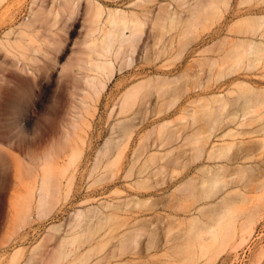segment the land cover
Listing matches in <instances>:
<instances>
[{
    "label": "rangeland",
    "instance_id": "1",
    "mask_svg": "<svg viewBox=\"0 0 264 264\" xmlns=\"http://www.w3.org/2000/svg\"><path fill=\"white\" fill-rule=\"evenodd\" d=\"M2 1L0 264H10V258L18 248L22 249V254L15 264H40L44 252L46 255L53 253L55 238L64 229L70 232L85 231L89 229L88 218L100 217L97 216L98 212H101L99 215L112 213L114 206L117 215L114 222L104 221L103 229L98 225L91 233L87 231L76 236L77 244L71 247L78 248V255L94 245L92 241L95 240L99 241L97 249L95 247L88 256H70L68 260H76L77 264H235L239 251L264 221V120L254 118L246 121L244 126H239L236 121L232 122L233 117L228 116L239 109L238 105H228L226 110L221 111L217 110L220 104L211 100L218 95H226L231 88L237 89L236 84L240 82L264 90V59L252 69L241 67L233 73L229 69L233 62L228 60L234 46L240 40L250 38L249 34L240 33L244 28L239 26V20L247 15H264V0H245L242 6H239L241 0H232L220 20L210 26H198L189 37L183 36L186 26L175 30L156 26L154 30L151 29L155 7L150 5L148 8L152 12L144 15L134 5L140 0H71L64 7L59 4L64 3V0ZM96 5H101L105 10L112 8L125 10L129 14L135 12L147 24L131 45H114L113 50L120 49V56H110L114 68L112 80L98 101L91 127L84 125V131L80 133L82 139L76 138L70 142L64 139L62 128L68 119L66 110L69 111V105L74 100L72 89L76 85L82 86L81 76L86 73L79 66L81 60L89 58V54L96 56L95 51L88 47L90 41L103 39V33H93L94 26L90 22L89 8L95 9ZM31 8L39 14L40 20L29 28L23 23L31 19ZM187 20L188 13L182 14V25ZM17 58L19 60L16 61ZM20 61L26 65V71L17 68ZM213 61L216 64L210 77L209 64ZM158 76L175 80L169 83L170 87L159 82L157 84L156 81L149 83L153 87L160 85L159 92L157 94V89L148 85L149 88L145 90L149 94L146 110L134 115L135 122L144 120L143 124L128 141L124 133L127 123L123 122L126 114H117L121 101L143 81ZM230 97L237 98L238 94L234 93ZM136 110L137 105L129 113L133 114ZM258 111L264 115V108ZM218 117L222 122L214 124L217 128L213 132L212 120ZM164 124L169 126L165 132L159 133ZM231 130L235 136L230 132L232 136L219 138ZM198 137L199 143H206L205 152L200 157L197 152L202 144L195 142ZM82 140L85 141L84 154L74 173L71 195L61 201L49 217L38 219L33 209V218L23 220L21 213L31 187L35 185V175L42 174L51 152L56 154V169L61 168L66 164V154L71 145L75 142L81 145ZM113 142L117 143L116 146ZM215 142L217 145L233 144L230 161L209 160L208 152ZM126 143L124 153L119 157ZM219 164L229 167L225 171L227 180L240 172L239 167L243 171L248 170L244 169L246 166L252 167V173L251 170L245 172V179L239 176L244 183L241 182L243 186L239 185L238 188L249 198L248 202L241 205L247 213L253 212L257 219L262 218L254 225L247 241L236 251L231 250L230 243L237 239L232 235H229L231 238L228 236L232 241L227 239L230 242H225L230 246L221 243L226 241L224 239L227 236L219 241L222 247L218 241L215 244L212 242L220 246L217 250L214 248L215 251L211 247L212 243H209L211 250L205 252L210 256L207 258L201 254V249V253L197 249L199 243L194 241L196 247L190 248L195 254L198 250L200 257L204 256H197L195 261L194 253H191L192 256L187 253L192 251L189 246L194 240V237L190 239L193 234L190 222L198 214L199 206L206 201L195 202L197 198H192V194L199 192L197 184L204 176L202 169ZM70 176L67 175L63 183ZM141 179L144 182L139 185L137 181ZM194 179L197 184L194 185L195 192H192L184 186ZM247 182L251 184L245 188ZM260 196L263 199L260 200ZM218 200L211 202L216 203ZM236 206L240 207L238 201ZM77 209L86 210L87 218L81 220L84 219L88 226L82 222V225L71 224ZM245 216L252 217L249 213ZM210 217L207 215L202 221L208 223ZM243 217V221L248 219ZM55 225L57 230L51 231L50 228ZM86 241L92 244L88 247ZM183 248L185 250L180 251ZM188 257L190 261H187ZM61 263L64 264L63 261ZM247 264H264V240L250 254Z\"/></svg>",
    "mask_w": 264,
    "mask_h": 264
},
{
    "label": "bare ground",
    "instance_id": "2",
    "mask_svg": "<svg viewBox=\"0 0 264 264\" xmlns=\"http://www.w3.org/2000/svg\"><path fill=\"white\" fill-rule=\"evenodd\" d=\"M0 2H3V1L1 0ZM70 2L71 0H64V3L60 2L59 4L60 6L64 7ZM231 3H232V0H169L168 2H165V0H162V1L161 0H149L146 2L143 0H140L136 2L134 5L140 8L142 10L141 12L144 13V15L152 12V10L151 9L149 10L148 8L150 5H152V7H155L156 13L154 14V17H153V26L151 29L154 30L156 26V27H162L163 29L175 30V29H178L180 26H186L185 28H183L184 29L183 36L189 37V35H191L198 28V26H210L212 23L220 20L224 16L225 11L228 10ZM244 3H245V0H241L239 2V6H242ZM9 11H11V9ZM185 13H188V20L185 22L184 25H182L180 21V17L182 14H185ZM89 14H90L91 25L94 26L93 33L95 32L103 33V39L102 40L94 39L90 41L88 47L89 49L95 51L96 56L89 54V58L87 60H81V66H79L82 70L86 71V73L81 76L80 82L82 86L80 87L76 85L72 89L71 94H72V99L74 98V100L72 101V104L70 103L71 106L69 105L70 107L69 111L68 109L66 110V113H69L67 115L68 119L65 120V124H63L64 128H62L64 129L63 134H62L64 139L70 142H72L76 138L82 139L80 137V133L84 131V125L88 128L91 127V120L95 116L94 113L96 112L98 101L103 91L106 89L108 83L112 80V76H113L112 74H113L114 68H113V59L110 58V56L114 54H116L115 56L117 55L120 56V49L113 50L114 45L116 43L120 44V46L124 43L131 45L132 43L136 41V38L138 37L137 35H139L141 31L142 32L144 31L143 26L147 24L146 21L142 19L141 17H139L137 13L135 12H132L131 14H129L125 10L112 9V8L105 10L101 5H96L95 9L89 8ZM51 16L52 15H50V17ZM30 17L31 19L29 18L26 23L25 22L23 23V25L26 24V26L29 27L31 25H35V23L39 22L40 20L39 14H37L33 10V8L30 9ZM239 22H240L239 26H241V28H244L243 30H240V33L249 34L250 38L247 39L246 41L240 40L234 46L235 49L230 52V57L228 58V60L233 62V64L229 68L232 73L236 72L241 67H247L248 69H252L257 66L258 62L264 59V15L255 16V17L247 15V16H244L241 20H239ZM18 26L20 27L21 25H18ZM235 26H238V24H235ZM23 29L25 30V28ZM22 33H25V32H22ZM20 36H22V34ZM255 37L257 39L259 38V40H256ZM139 39L142 40L141 38ZM145 45H146L145 46L146 48L147 44L145 43ZM17 60L19 59L17 58L16 61ZM214 64H216V62L214 61L209 64L210 77H212L211 74L214 71V66H213ZM17 68L20 71H26V65L23 64L21 61L17 63ZM90 72L93 74H91ZM174 80L175 78L173 80L172 79L170 80L169 78H164V77H159V76L156 78L150 77L146 79L145 81H143L140 85L135 87L133 91H131L130 93H128V95L125 96V98L123 97V100L121 101V104L119 107V112L117 114L118 115L126 114V116H124L123 118V122L127 123L124 126V133L128 141L134 136V134H137L139 132V126L143 124L144 120H139L138 123H136L135 122L136 118H134V115L141 114L146 110L149 94L146 93L145 90L149 88L148 86L150 85L149 83L152 81H156L157 84L159 82L164 86L170 87L169 83L173 82ZM150 87L152 88L153 86L150 85ZM236 87L237 89H234V88L229 89L226 95L224 94L218 95L216 96L217 98L211 100L213 102H218L220 104V107H218L217 110L219 109L221 111L226 110L228 105H231V104L233 106L238 105L239 109H235L234 110L235 112L230 113L228 116H230V118L233 117L232 122L236 121L239 126H244L246 121L253 120L254 118L260 121H263L264 115L261 112L259 113L258 110L260 108H264V90H258L246 82H240L236 84ZM153 88L157 89L156 93L158 94L159 92L158 89L160 88V85L159 86L155 85ZM234 93H237L238 97L234 99H230L231 98L230 96H232ZM211 101H208V102H211ZM136 105L138 106V110H136L133 114H130L129 112L132 111ZM112 110H111V113L113 112ZM127 113L129 114L127 115ZM193 114L191 115L194 117ZM189 117L191 116L189 115ZM194 118H196V116ZM194 118L192 121L195 122L197 118L196 119ZM212 121H213L212 123L213 128L211 124V128H212L211 131L217 128V126H214V124L219 125V123L222 122L220 117L214 118ZM168 126L169 124H164L159 130V133L165 132V129ZM230 132L233 133V131L231 130L228 133L224 134L223 136H219V138H224L226 136H232ZM111 133L113 132L111 131ZM191 138L193 137L191 136ZM196 139L198 140L196 141L194 139L193 140L197 142L198 144L200 139L199 137ZM201 142L202 141H200L199 145L202 144V146H200V148L198 149L199 152H197V156L199 153V157L200 155L201 156L203 155L206 149V143H201ZM84 143L85 141L82 140L81 145H79L76 142L73 145H71L70 149L67 151V154H66V158H67L66 164L62 166L61 168L56 169L57 161L54 162V160L56 159L54 158V156L56 154L51 152L45 164V167H43L42 174L35 175V181H34L35 185L31 187L30 194H28L26 198L25 206L23 208L22 213L20 211L21 216L24 218L23 220H30L33 218V214H31L33 209L34 211H36V215L38 219H45L49 217L50 215H52L55 212V210H57V206L60 204L61 201L68 199L72 191L74 173L76 172L77 166L79 165L83 157V154H84V149H83ZM113 143L116 146L117 143L116 144L115 142ZM126 145L127 143L125 144V146L122 147L123 149L119 152V157L123 155ZM232 145L233 144H227V143L217 145L216 142L213 143L212 146L210 147V151L208 152L209 160H212V161L221 160L222 162L230 161L231 160L230 154L233 148ZM106 147L108 148V145ZM198 147L199 146L196 147V150ZM103 149L106 150L105 148ZM219 165L218 166H209V165L205 166L204 169H202L204 170L203 171L204 176L202 180L198 182L199 184H197V181L194 179L196 181L195 184H194V180H191L188 183H186V186H184L185 188L188 187V190L195 192L194 185L195 186L196 184L199 185V192L192 194L193 195L192 198L198 199V200L196 199L195 202L203 203L204 201H206L199 206V208L197 209L198 214L193 216L191 219L190 231L193 234H191L190 239L194 237L193 238L194 240L191 239L193 240V242H192V245L190 244L189 250L192 249V251L190 250L189 252H187L188 254L194 253L193 248H190V247L191 246L196 247L195 245H193L195 241V243L197 244L199 243L198 244L199 248L197 249L199 251L200 249L203 251V253H201V251L200 253L204 255L206 258L210 257L208 255L209 253H206L207 256L205 254L206 251L209 250L210 252L211 250L210 248L211 244L209 243L213 242L215 244V242L218 241L217 243H219V245L222 247V245L228 240L232 241V239H228L229 235H232V237L234 236L233 238H237V239H233L232 243H230L231 250L236 251L247 241V237L252 232L254 225L257 223L259 219L262 218L260 217L259 219H257L256 213L253 215V212H248L250 217L252 215L251 219L249 218V216H245L246 214L248 215V213L246 212V210H243L244 206L242 207V205L248 202L249 198L247 197L248 195H246V193L243 190H240L238 188L239 185H242L241 182L244 183L243 179L242 180L240 179L244 177L246 178L245 172H247L248 170H251L252 167H247V166H246L247 168L244 167V169L246 170L248 169L247 171L240 170L242 167H239L238 169L240 172L238 173L236 172V174L234 173L235 175H231V178L227 180L225 171L228 170L229 167L227 168L226 165H220V166ZM95 167H97V165ZM252 170H251V173H252ZM241 171L244 172L243 175L245 176L240 174ZM69 174L71 176L66 179L65 183H63V179ZM91 174L93 175V173ZM247 174L249 175L250 172H248ZM239 176H241V178H239ZM250 177H251V174H250ZM137 182L139 185H142L144 181L141 179ZM249 183L251 184V182ZM249 183L247 182L248 186L245 184L244 187L245 188L249 187ZM64 189H65V194L63 193ZM259 198L260 200L263 199L262 196H260ZM214 199L215 200L219 199V200L216 203L215 201L211 202ZM237 201L239 202L240 207H237L238 205L236 206ZM115 207L116 206H114V211H115ZM255 207L257 208V205ZM238 208H241V209H238ZM242 210L245 211L246 214L245 212L243 213ZM114 211L109 214L103 213L102 215H99V213L101 212H98L97 216H100L102 218L95 217V216L88 218L87 224L89 225V227L87 228L89 229L85 231L70 232V230L64 229L63 233L60 236L58 237L50 236V238L56 237L54 251L53 253L49 255H46L44 252L42 254V259L40 261V264H62L61 263L62 261L64 264H77L76 260H74V262L73 260L72 261L68 260L69 257L75 256V257L82 258V257H85L86 255L88 256L89 254H91L93 250L95 249V247L97 249V247L99 246L98 245L99 241H96V242L95 240L92 241V243L94 242V245L91 242L88 241L87 243L86 241L85 243L88 244V247L90 243L92 245L87 250H85V252L77 255L78 248L77 247H76L77 249L71 248L73 247V245L77 244L76 236H79L81 234L88 233V232L91 233V231L96 230L95 228H97L98 225L102 226V229H103L104 221L114 222L115 217H117ZM207 215H209V217L211 215L212 218L210 217L211 221L208 220L209 222L205 223L202 221V218H206ZM85 216H86V210L77 209L74 213V220H72L71 224L80 225L81 222L82 224L85 223L84 219L83 221L81 220L83 217L87 218ZM242 216H244L243 218L245 219L248 218L249 220L246 219L247 222L243 223L246 220L243 221L241 219ZM95 218H96V221L94 220ZM239 221H243V222L238 223ZM99 222L101 223L98 224ZM206 222H207V219H206ZM91 223H93L92 224L93 226H91ZM50 230L56 231L57 226L56 225L52 226ZM99 233L100 232L98 231V234ZM72 234H78V235H72ZM224 236L225 237L227 236L225 239L223 238L226 241L221 242L222 241L221 239ZM72 237H75V238H72ZM197 240L198 242H196ZM219 241L223 244L221 245ZM230 241H228L227 243H229ZM213 243L211 246L213 247L212 248L213 251H215L214 248H216V250L219 249L220 246L216 244L218 245V247H214L216 245H214ZM230 244L228 245L230 246ZM184 248L187 250L186 247ZM184 248L181 249L180 251L185 250ZM198 250L196 254L195 253L193 254V256L194 255L196 256V257L194 256L195 261L198 259L197 256L200 257L199 256L200 253L198 252ZM213 251L211 252L213 253ZM212 253H210V255ZM21 254H22V249L21 248L16 249V251L13 253V255L10 258V264L17 263ZM202 255L201 257L204 258V256ZM257 255H260V254H257ZM261 256L263 257L262 253H261ZM255 257H258V256H255ZM189 259L190 258L188 257L187 261H190ZM65 260H67V262ZM189 263L190 262H187V264Z\"/></svg>",
    "mask_w": 264,
    "mask_h": 264
},
{
    "label": "built area",
    "instance_id": "3",
    "mask_svg": "<svg viewBox=\"0 0 264 264\" xmlns=\"http://www.w3.org/2000/svg\"><path fill=\"white\" fill-rule=\"evenodd\" d=\"M264 240V221L259 225L248 243L239 251L235 259V264H247L250 254L261 244Z\"/></svg>",
    "mask_w": 264,
    "mask_h": 264
}]
</instances>
